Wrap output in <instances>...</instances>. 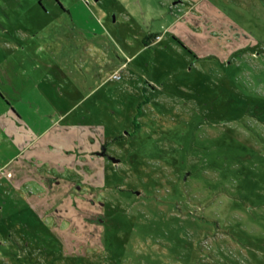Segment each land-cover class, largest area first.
<instances>
[{"label":"rangeland","instance_id":"374dc122","mask_svg":"<svg viewBox=\"0 0 264 264\" xmlns=\"http://www.w3.org/2000/svg\"><path fill=\"white\" fill-rule=\"evenodd\" d=\"M26 1L0 0V83L41 57ZM74 2L109 14L105 71L5 167L0 135V264H264V0Z\"/></svg>","mask_w":264,"mask_h":264},{"label":"crops","instance_id":"0c3cea01","mask_svg":"<svg viewBox=\"0 0 264 264\" xmlns=\"http://www.w3.org/2000/svg\"><path fill=\"white\" fill-rule=\"evenodd\" d=\"M100 1L88 0L86 3L98 7ZM26 2H30V13L26 11L29 14L26 18H45L49 21L35 31L39 38L35 47L41 57L36 64L31 65L30 70H26L22 61L20 63L24 70H17L15 60L10 63L12 74H7V63L3 64L0 95L5 111L0 120V135L5 136L4 143L14 152L3 160L2 167L13 159L20 158L30 148L35 139H31L28 132L34 131V126L39 125L41 118L43 122L44 114L45 117L51 113L59 114L63 118L70 115L91 94V77L88 73H83L84 67L90 69L92 66L99 76L106 67L108 12L103 9L95 11L96 13L83 10L74 0H38L37 6L35 1ZM17 14L19 17L23 16V12ZM28 34L27 32V36ZM60 35L68 36L69 39H61ZM19 39L23 40L22 35ZM30 44L31 42L26 45L31 46ZM20 47L19 44L17 50ZM107 61L112 67L115 66L110 74L122 66L117 59ZM76 92L79 95L78 101H70L69 95L73 97L72 93ZM46 131V126L42 127L35 138H42Z\"/></svg>","mask_w":264,"mask_h":264},{"label":"water","instance_id":"95a60500","mask_svg":"<svg viewBox=\"0 0 264 264\" xmlns=\"http://www.w3.org/2000/svg\"><path fill=\"white\" fill-rule=\"evenodd\" d=\"M106 152H107L106 151V147H103L102 150L98 152V154H100V155H106ZM108 158H110L113 161H118V159H115V157H113L111 155H109ZM0 208H1V206H0Z\"/></svg>","mask_w":264,"mask_h":264},{"label":"flooded vegetation","instance_id":"af4514ba","mask_svg":"<svg viewBox=\"0 0 264 264\" xmlns=\"http://www.w3.org/2000/svg\"><path fill=\"white\" fill-rule=\"evenodd\" d=\"M105 147H106V145H105ZM101 150H102V149H101ZM101 150H100V151H101ZM106 151H107V149H106ZM109 155H110V154H109L108 151H107L105 156L108 157Z\"/></svg>","mask_w":264,"mask_h":264},{"label":"built area","instance_id":"2783aa9c","mask_svg":"<svg viewBox=\"0 0 264 264\" xmlns=\"http://www.w3.org/2000/svg\"><path fill=\"white\" fill-rule=\"evenodd\" d=\"M88 2V0H86Z\"/></svg>","mask_w":264,"mask_h":264}]
</instances>
